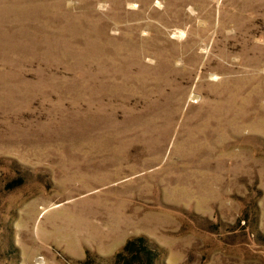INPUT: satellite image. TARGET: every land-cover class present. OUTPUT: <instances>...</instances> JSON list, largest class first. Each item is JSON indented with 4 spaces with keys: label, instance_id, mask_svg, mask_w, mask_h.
Instances as JSON below:
<instances>
[{
    "label": "rangeland",
    "instance_id": "obj_1",
    "mask_svg": "<svg viewBox=\"0 0 264 264\" xmlns=\"http://www.w3.org/2000/svg\"><path fill=\"white\" fill-rule=\"evenodd\" d=\"M0 264H264V0H0Z\"/></svg>",
    "mask_w": 264,
    "mask_h": 264
}]
</instances>
